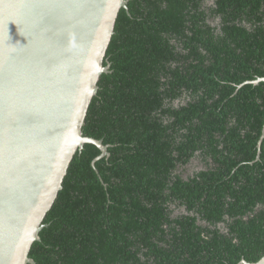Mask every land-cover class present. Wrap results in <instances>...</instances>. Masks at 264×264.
<instances>
[{"label": "trees", "instance_id": "trees-1", "mask_svg": "<svg viewBox=\"0 0 264 264\" xmlns=\"http://www.w3.org/2000/svg\"><path fill=\"white\" fill-rule=\"evenodd\" d=\"M204 1L120 9L83 126L107 154L75 153L30 250L37 264L264 256V0H216L215 25ZM197 157L205 168L185 177Z\"/></svg>", "mask_w": 264, "mask_h": 264}, {"label": "water", "instance_id": "water-1", "mask_svg": "<svg viewBox=\"0 0 264 264\" xmlns=\"http://www.w3.org/2000/svg\"><path fill=\"white\" fill-rule=\"evenodd\" d=\"M127 3L0 0V264H37L30 250L75 153L107 154L83 126Z\"/></svg>", "mask_w": 264, "mask_h": 264}, {"label": "flooded vegetation", "instance_id": "flooded-vegetation-1", "mask_svg": "<svg viewBox=\"0 0 264 264\" xmlns=\"http://www.w3.org/2000/svg\"><path fill=\"white\" fill-rule=\"evenodd\" d=\"M216 0H205L202 3L201 9L200 10H205L206 12V16H205V21L207 23H211L213 25L221 22V17H211L209 15L210 11H209V7L215 5ZM220 27V25H218ZM177 103V102H176ZM186 170H185V177H188L189 175L193 176L194 173L199 172L200 170H203L204 164L201 162L200 158H193L190 160V162L185 166ZM178 214V212H176Z\"/></svg>", "mask_w": 264, "mask_h": 264}]
</instances>
